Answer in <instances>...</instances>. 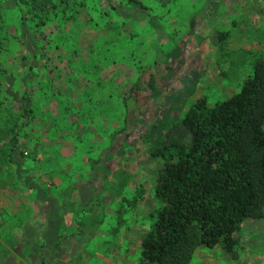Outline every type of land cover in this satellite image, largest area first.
Instances as JSON below:
<instances>
[{
    "label": "rangeland",
    "instance_id": "374dc122",
    "mask_svg": "<svg viewBox=\"0 0 264 264\" xmlns=\"http://www.w3.org/2000/svg\"><path fill=\"white\" fill-rule=\"evenodd\" d=\"M135 1L53 0L56 13L37 29L25 7L0 0L4 94L19 116L0 167V264H140L162 207L153 188L163 159L143 136L188 83L182 70L195 79L184 108L202 95L213 105L264 57V0ZM219 31L230 32L222 47ZM150 72L157 92L134 102L130 89ZM24 222L46 243L27 253ZM190 264H264V223L243 225L237 260L218 244L199 247Z\"/></svg>",
    "mask_w": 264,
    "mask_h": 264
},
{
    "label": "trees",
    "instance_id": "16d2710c",
    "mask_svg": "<svg viewBox=\"0 0 264 264\" xmlns=\"http://www.w3.org/2000/svg\"><path fill=\"white\" fill-rule=\"evenodd\" d=\"M13 1L34 15L37 29L56 13L53 0ZM229 37L217 32L219 46ZM2 64L0 56V167L11 162L19 121L6 104ZM164 70L175 73L171 65ZM186 75L180 96L167 101L143 136L149 153L163 159L153 188L162 207L142 238L140 264H190L199 247L218 244L237 260L243 225L264 223V57L256 58L237 92L213 105L202 95L184 108L189 94L182 90L193 80ZM145 78V86L138 78L130 89L134 102L143 90L157 92L155 74Z\"/></svg>",
    "mask_w": 264,
    "mask_h": 264
},
{
    "label": "crops",
    "instance_id": "0c3cea01",
    "mask_svg": "<svg viewBox=\"0 0 264 264\" xmlns=\"http://www.w3.org/2000/svg\"><path fill=\"white\" fill-rule=\"evenodd\" d=\"M28 224H29L28 222L27 223L24 222V224H23V231H22V234H23V238H22L23 239V243H22V247L21 248H23V250L26 253L28 252V250H29V248H28L29 247V244L31 245L32 241L33 242L38 241L39 243L41 242V244L42 243L43 244L45 243L44 238L42 236V233L38 230L39 227H37L35 225L34 226L33 225H30V224L28 225ZM37 233H39V234H37ZM32 234H34V237L33 236H29V235H32ZM5 251H6L5 253H8L9 252L10 254L17 253V251H14V250H12L10 248L9 249H5Z\"/></svg>",
    "mask_w": 264,
    "mask_h": 264
},
{
    "label": "flooded vegetation",
    "instance_id": "af4514ba",
    "mask_svg": "<svg viewBox=\"0 0 264 264\" xmlns=\"http://www.w3.org/2000/svg\"><path fill=\"white\" fill-rule=\"evenodd\" d=\"M194 67H196V65L194 64L193 65V68ZM186 69L185 70H182V73L180 74V77L178 78V79H181L180 81H182L183 79L185 80V78H186ZM171 77H172V75H171ZM171 77L168 79L169 80V82H171L172 80H174V78H175V76L173 75V77H172V79H171ZM171 79V80H170ZM168 82V81H167ZM175 95V96H174ZM174 96V99H175V97L177 98V97H179L180 95H178V92H176L174 89H173V92L172 93H170L169 94V96H168V98H167V101L171 98V97H173ZM173 99V100H174ZM170 101V100H169ZM184 101H185V99H184ZM170 102H172V101H170ZM165 106H167V102H166V104H165ZM163 111V110H162Z\"/></svg>",
    "mask_w": 264,
    "mask_h": 264
}]
</instances>
